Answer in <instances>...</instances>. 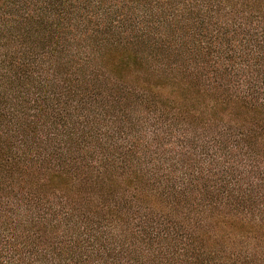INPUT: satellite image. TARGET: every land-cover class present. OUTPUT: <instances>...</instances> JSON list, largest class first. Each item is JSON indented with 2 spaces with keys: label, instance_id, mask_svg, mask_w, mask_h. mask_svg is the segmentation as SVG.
Wrapping results in <instances>:
<instances>
[{
  "label": "trees",
  "instance_id": "1",
  "mask_svg": "<svg viewBox=\"0 0 264 264\" xmlns=\"http://www.w3.org/2000/svg\"><path fill=\"white\" fill-rule=\"evenodd\" d=\"M0 264H264V0H0Z\"/></svg>",
  "mask_w": 264,
  "mask_h": 264
}]
</instances>
